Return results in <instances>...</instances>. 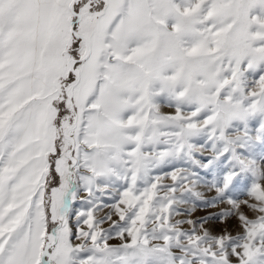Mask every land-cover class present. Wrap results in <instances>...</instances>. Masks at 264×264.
<instances>
[{"label":"snow or ice","instance_id":"snow-or-ice-1","mask_svg":"<svg viewBox=\"0 0 264 264\" xmlns=\"http://www.w3.org/2000/svg\"><path fill=\"white\" fill-rule=\"evenodd\" d=\"M0 264H264V0H0Z\"/></svg>","mask_w":264,"mask_h":264},{"label":"rangeland","instance_id":"rangeland-1","mask_svg":"<svg viewBox=\"0 0 264 264\" xmlns=\"http://www.w3.org/2000/svg\"><path fill=\"white\" fill-rule=\"evenodd\" d=\"M163 111L167 113V112H170L171 110L165 108V109H163ZM198 155H199V153H198ZM205 155H207V154L205 153ZM164 171H169V169H164ZM207 178L210 179L211 177L209 176ZM163 183L170 185L172 183V181L169 178V179H165L163 181ZM211 195H212L211 193H206L205 198H210ZM224 207H225V205H218L214 208H211V207H209V208H197L192 212V215L190 218L194 219V220H199L203 217H207V216L212 215L214 213H218ZM107 211H108V209L105 208V209H103V211L97 212L96 213L97 218H99L100 216H103ZM249 215H251V214H249ZM113 219H116V218L113 217ZM206 226L209 227L213 232H216V233L221 232L222 230L225 229V227L227 228L228 231L232 232V234H236L237 231L239 230L238 226H237V222L235 219L229 220L227 225H223L219 221H216V220H211V221H209V223ZM101 227L104 229H108L109 224L104 223L103 225H101ZM118 242L119 241H117L115 239L110 241V243H112V244H116Z\"/></svg>","mask_w":264,"mask_h":264}]
</instances>
